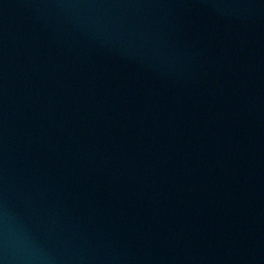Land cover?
Returning <instances> with one entry per match:
<instances>
[{"label":"water","instance_id":"obj_1","mask_svg":"<svg viewBox=\"0 0 264 264\" xmlns=\"http://www.w3.org/2000/svg\"><path fill=\"white\" fill-rule=\"evenodd\" d=\"M0 264H264V0H0Z\"/></svg>","mask_w":264,"mask_h":264}]
</instances>
